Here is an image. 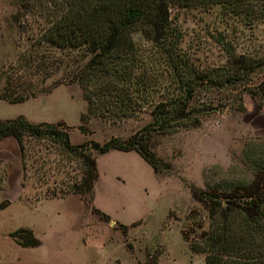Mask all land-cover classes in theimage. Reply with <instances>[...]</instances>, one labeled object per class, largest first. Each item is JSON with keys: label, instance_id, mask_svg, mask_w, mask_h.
<instances>
[{"label": "rangeland", "instance_id": "obj_1", "mask_svg": "<svg viewBox=\"0 0 264 264\" xmlns=\"http://www.w3.org/2000/svg\"><path fill=\"white\" fill-rule=\"evenodd\" d=\"M50 8L0 0V119L23 115L31 122L63 123L60 128L73 144L102 143L111 136L125 139L139 131L150 120L148 108L125 119L90 116L81 121L86 101L72 74L90 55L85 48L61 49L40 41ZM169 14L181 32L179 45L201 67L225 62L218 38L231 42L236 53L264 55V22L250 28L219 5H172ZM133 38L154 65V76L161 75L153 103L167 98L173 94L168 70L143 34ZM261 79L264 72L254 81ZM20 97V102L9 100ZM205 97L217 104L228 102L232 93L197 96L199 101ZM243 101L245 112L217 110L203 115L198 126L152 137L151 150L168 166L160 173L136 153L96 154L98 178L113 194L96 187L85 200L75 194L47 195L80 175L78 166L62 157L54 144L28 142L31 155L23 181L15 141L0 140V264H205L204 254L192 252L181 234L183 229L192 231L195 222H204V228L208 222L190 190L236 176L233 172L239 168L234 166L245 144L251 138L264 140V100L260 108L249 95ZM117 177L124 183L116 185ZM95 207L112 216L102 218ZM120 222L127 224L126 234ZM20 228L31 229L40 244L20 245L13 236Z\"/></svg>", "mask_w": 264, "mask_h": 264}, {"label": "trees", "instance_id": "obj_2", "mask_svg": "<svg viewBox=\"0 0 264 264\" xmlns=\"http://www.w3.org/2000/svg\"><path fill=\"white\" fill-rule=\"evenodd\" d=\"M19 6L43 5L48 10L46 25L41 27L40 41L57 48H85L90 55L83 66L74 70L76 81L86 101L85 122L90 116L107 120L132 117L149 109L150 120L139 131L121 139L111 136L104 142L87 141L73 144L63 123L31 122L23 115L0 119V139H14L26 180V163L30 143L49 142L59 154L78 166L74 177L61 191H51L50 197L69 194L85 196L94 193L98 179L96 154L110 150L135 151L155 173L168 168L151 150L155 135L174 133L182 128L198 126L201 117L225 108L245 112L244 95H249L261 107L264 100V79L255 82L264 72V55L236 53L231 42L223 43L225 62L201 67L179 45L181 32L172 24L169 7L219 5L227 15H234L250 28L264 22V0H13ZM48 5V6H47ZM143 34L153 52L165 65L172 93L153 103L152 95L160 80L153 67L143 57L135 42V33ZM152 52V53H153ZM254 81V82H253ZM228 91L230 100L215 104L209 97L201 101V93ZM20 98L9 99L13 102ZM79 129L84 132L83 126ZM251 138L245 144L233 172L206 189L191 187L192 198L205 212L204 222H195L192 231L181 230L183 239L194 253L204 254L205 264H264V140ZM163 163V164H162ZM0 208L3 206L0 204ZM95 213L109 220L98 208ZM124 234L127 225L118 224ZM17 242L35 247L40 240L28 228L13 232Z\"/></svg>", "mask_w": 264, "mask_h": 264}, {"label": "crops", "instance_id": "obj_3", "mask_svg": "<svg viewBox=\"0 0 264 264\" xmlns=\"http://www.w3.org/2000/svg\"><path fill=\"white\" fill-rule=\"evenodd\" d=\"M7 138H11V137H7ZM7 138H5V139H7ZM13 139V138H12ZM0 140H3V139H0ZM14 140V139H13ZM115 151H117V150H115ZM123 152H125V151H123ZM126 153H128V154H133V153H136L135 151H127ZM137 154V153H136ZM138 155V154H137ZM21 178H22V173H21ZM118 178V180H116L117 182L115 183L116 185H119V184H122V183H124V180L122 179V178H119V177H117ZM101 179L100 178H98L97 179V181H96V183H95V187H94V190L96 189V187H98V189L101 191V193H107L106 195H112L113 193L111 192V190H109L110 188L109 187H106L105 185H101ZM101 210V209H100ZM104 212V211H103ZM104 213H106V212H104ZM107 215H111L112 216V214L111 213H106ZM133 222H135V221H133ZM121 224H124V223H122V222H120ZM125 225H127V224H125Z\"/></svg>", "mask_w": 264, "mask_h": 264}]
</instances>
